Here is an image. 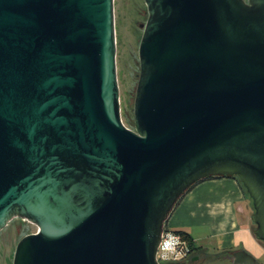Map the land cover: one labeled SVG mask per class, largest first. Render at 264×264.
<instances>
[{
	"label": "water",
	"instance_id": "1",
	"mask_svg": "<svg viewBox=\"0 0 264 264\" xmlns=\"http://www.w3.org/2000/svg\"><path fill=\"white\" fill-rule=\"evenodd\" d=\"M144 3L129 129L113 0H0V230L37 228L12 264H158L208 177L237 180L264 245V0Z\"/></svg>",
	"mask_w": 264,
	"mask_h": 264
},
{
	"label": "crops",
	"instance_id": "2",
	"mask_svg": "<svg viewBox=\"0 0 264 264\" xmlns=\"http://www.w3.org/2000/svg\"><path fill=\"white\" fill-rule=\"evenodd\" d=\"M249 209L250 202L236 180L207 179L195 184L180 199L165 227L184 232L194 247L208 255L244 251L259 264L264 245L255 238Z\"/></svg>",
	"mask_w": 264,
	"mask_h": 264
},
{
	"label": "rangeland",
	"instance_id": "3",
	"mask_svg": "<svg viewBox=\"0 0 264 264\" xmlns=\"http://www.w3.org/2000/svg\"><path fill=\"white\" fill-rule=\"evenodd\" d=\"M113 18L115 31V63L119 91L120 115L123 124L132 129V105L137 83L138 45L142 35L140 25L147 19V10L144 0H113ZM251 213L252 210L249 209ZM251 217V216H250ZM255 227V226H254ZM37 228L27 220L12 218L0 230V264H12L13 254L19 240L29 233L36 232ZM196 248V247H195ZM212 259V256H204ZM264 264V257L258 261ZM168 264V263H162ZM182 264H223L220 260L206 262L188 259Z\"/></svg>",
	"mask_w": 264,
	"mask_h": 264
},
{
	"label": "built area",
	"instance_id": "4",
	"mask_svg": "<svg viewBox=\"0 0 264 264\" xmlns=\"http://www.w3.org/2000/svg\"><path fill=\"white\" fill-rule=\"evenodd\" d=\"M25 221V219H22ZM188 242L178 233L164 229L156 252L158 264H180L190 257Z\"/></svg>",
	"mask_w": 264,
	"mask_h": 264
},
{
	"label": "trees",
	"instance_id": "5",
	"mask_svg": "<svg viewBox=\"0 0 264 264\" xmlns=\"http://www.w3.org/2000/svg\"><path fill=\"white\" fill-rule=\"evenodd\" d=\"M128 124L130 125V126H133V124L130 122V121H128ZM215 177H208L207 179H214ZM207 179H205V180H207ZM232 179H234V180H236L235 178H232ZM237 181V180H236ZM193 187V186H192ZM192 187H190V189L192 188ZM189 189V190H190ZM188 190V191H189ZM243 190V189H242ZM187 191V192H188ZM245 194V193H244ZM246 196V195H245ZM180 201V200H179ZM179 203V202H178ZM177 203V204H178ZM176 204V205H177ZM164 229H166V227L164 226ZM176 233H178V234H180L187 242H188V244H189V246H190V254L191 255H195V256H197V255H200V254H204V255H208V254H206L204 251H202L200 248H195L194 246H193V244H192V242H191V239L184 233V232H181V231H176ZM225 254H227V253H219V254H215V255H208V256H212L213 258H216V257H221V256H224Z\"/></svg>",
	"mask_w": 264,
	"mask_h": 264
},
{
	"label": "flooded vegetation",
	"instance_id": "6",
	"mask_svg": "<svg viewBox=\"0 0 264 264\" xmlns=\"http://www.w3.org/2000/svg\"><path fill=\"white\" fill-rule=\"evenodd\" d=\"M204 256H206V255H204V254H200V255H197V256H195V255H190V257H189V259H191L193 262L194 261H199V260H204V261H206V262H209V261H213V260H220L223 264H229L230 263V257H231V255L229 254V255H225V256H221V257H216V258H212V259H209V260H207L206 258L207 257H204Z\"/></svg>",
	"mask_w": 264,
	"mask_h": 264
}]
</instances>
